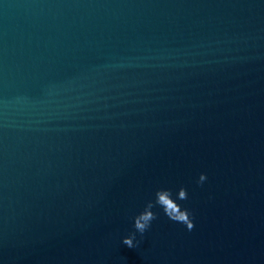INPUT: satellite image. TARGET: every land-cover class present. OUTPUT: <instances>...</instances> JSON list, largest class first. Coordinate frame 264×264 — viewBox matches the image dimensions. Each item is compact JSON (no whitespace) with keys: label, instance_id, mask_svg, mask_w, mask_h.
I'll return each mask as SVG.
<instances>
[{"label":"water","instance_id":"water-1","mask_svg":"<svg viewBox=\"0 0 264 264\" xmlns=\"http://www.w3.org/2000/svg\"><path fill=\"white\" fill-rule=\"evenodd\" d=\"M0 264H264V0H0Z\"/></svg>","mask_w":264,"mask_h":264},{"label":"clouds","instance_id":"clouds-1","mask_svg":"<svg viewBox=\"0 0 264 264\" xmlns=\"http://www.w3.org/2000/svg\"><path fill=\"white\" fill-rule=\"evenodd\" d=\"M206 180L207 175L202 173L198 183L202 185ZM155 197L154 202L149 201L144 210L134 217V228L136 231L123 239V244L127 245L129 248H135L139 245L140 241L136 239L137 233L143 236L151 227L152 222L158 218L157 213L153 211V208L156 206L162 208L165 215L172 221L186 225L189 231L195 227L192 213L177 202V200H186L188 198L186 188H180L175 199L170 189L163 188L156 191Z\"/></svg>","mask_w":264,"mask_h":264}]
</instances>
